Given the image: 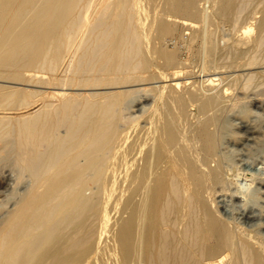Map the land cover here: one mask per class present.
I'll use <instances>...</instances> for the list:
<instances>
[{
	"label": "bare ground",
	"instance_id": "1",
	"mask_svg": "<svg viewBox=\"0 0 264 264\" xmlns=\"http://www.w3.org/2000/svg\"><path fill=\"white\" fill-rule=\"evenodd\" d=\"M143 1L0 0V264H264V211L247 194H264V179L241 171L227 187L217 151L229 89L179 93L181 50L163 41L191 27L204 73L222 53L218 27L197 21L229 26L241 31L231 64L253 66L264 0H162L159 42ZM146 81L154 94L134 88ZM225 195L244 221L220 211Z\"/></svg>",
	"mask_w": 264,
	"mask_h": 264
},
{
	"label": "rangeland",
	"instance_id": "2",
	"mask_svg": "<svg viewBox=\"0 0 264 264\" xmlns=\"http://www.w3.org/2000/svg\"><path fill=\"white\" fill-rule=\"evenodd\" d=\"M256 1L257 0H253V4L256 3ZM150 2L148 0L143 1L144 8L146 7L148 9L147 10L145 8V10H144L145 13H143V17L146 18V19H144V21L147 22L145 24V27H146L145 29L147 30L151 39H154V34H155V24L154 23H156L155 21L158 19V15H159V18L161 17L160 15H161V10H162L163 6H162V0H156L157 4L155 3V0L150 1ZM158 4H159V6H158ZM203 4H204V1H202L201 6ZM206 5H208V4L206 3ZM156 9L158 11L155 13ZM159 9H160V12H159ZM154 16H155V18H154ZM245 17H246L245 15L240 17L241 19H239V23L237 24L238 27H240L241 25H243L245 23V20H244ZM151 22L152 23L154 22V23L152 24ZM197 22H198V24L200 23V25H202V28H205V25L206 26L208 25L207 26L208 30H210L214 34H215L217 27H218V30L216 32L217 34H215V35H218V36H216L218 39V40L216 39V41L218 43L217 45L219 47V50L221 51L222 54L219 56V59L213 63V65L209 64V70L208 71H205L204 73L201 72V68H202L204 58H203V56L199 55L197 52L198 41L196 42V39H193V37H194L193 29H191V27L190 28L187 26L185 27L184 25H181V23H174L172 25L174 28L173 33L169 34L166 37V39L163 41L165 44L167 43L166 47L168 49H170V50L171 49L172 50L180 49L181 50L179 58H181L180 59L181 65L183 64L182 69H184L183 70L184 74H183V77L181 78V81L183 82V84L180 88H176V89L178 90L179 93L180 92L181 93L186 92L185 90L187 89L188 90L187 92H194L195 91L194 93H198V94L200 91H201L200 93H202L203 85L208 89L210 88L207 91V93H216V92H219L221 89H222L221 91H223L224 88L229 89V93L226 96V98L228 100L224 106V109L221 112L223 122H222V127L220 129L219 136H218L219 139L217 142V143H219V146L217 144V151H218V154H219V156L223 162L224 168H225L224 172H225V176L227 179L226 180V186L228 185L227 187H229L231 189L236 187L238 180H241V178L244 174V173H241V171L242 172L247 171L248 173H253L257 176L258 179H264V106H263L264 105V47L258 53V56L260 57L259 62L254 64L253 66L243 65V63H241V64L239 63L238 65H236V64L232 65L231 60L233 57V53H232L233 49H231V45H232L233 41H235L236 39H238L240 37L241 31L235 32L232 27L223 26L222 29L225 31L224 32L220 28L222 26H217L216 24L214 25L213 23L204 24L201 21H197ZM212 24H213V26H212ZM213 29H215V30H213ZM222 31L224 33H222ZM254 31H256V30H254ZM226 38H227V40L225 41ZM192 39L194 41H192ZM155 41L159 42V40H155ZM185 43L187 45L188 44H190V45L186 47ZM245 47L246 46L244 45L243 48H245ZM226 59L227 60L229 59V60L227 61ZM201 62H202V64H201ZM154 63H156V65L160 66L162 64V60L155 59ZM153 70L154 71L157 70L156 66H154ZM236 70H237V72H236ZM167 71L171 72L172 69H168ZM203 74H205L204 78H206L209 75L215 76L216 78L218 77V80L216 81L218 83V85L217 86H211V85H207L206 82L203 83V79H204ZM245 78L246 79L250 78L251 83H250V81L247 82L249 79L246 80ZM164 82H165V84H167V82L171 83V81L170 82L164 81ZM187 82H189V84ZM193 83H194V85H193ZM248 83L252 87L251 86L249 87ZM2 84H7V83H2ZM144 84L145 85L142 84L140 86L134 87V88H141L140 95H142V94L145 95L146 93H150V94L155 93L156 89L153 87V85H155L156 83H150L149 81H146ZM159 84L163 85L164 83L160 82ZM243 84H245V85H243ZM9 85L33 89L32 86L23 85V84H17V85L16 84H9ZM261 85H263V86H261ZM238 86H239V89H238ZM253 87H255V90L257 92L254 91ZM245 88H248V91L245 90ZM145 89H147L148 92H146ZM168 89L169 90L171 89L170 86H167L166 90H168ZM235 92H236V94H235ZM253 94H255V95H253ZM200 96H202V95H200ZM254 96H256V97H254ZM235 98H237V99H235ZM252 98L255 100H253ZM240 99L243 102H240V105H239L238 101H240ZM249 99H251V100L249 101ZM234 102H237V103H234ZM231 103H233V104H231ZM235 104H237V105H235ZM256 104L257 105L260 104V105H258L259 107ZM133 105H136V102H134ZM198 108H199V101L198 100L190 101L189 106H188V112L190 113L189 123L192 125H197V123L201 119H203V115L198 112ZM191 112L193 113V115H191ZM194 113H195V115H194ZM239 113H240V115H239ZM191 116L194 118V120H195V118H197L198 120L197 121L192 120L193 118H191ZM244 124L246 127H253L254 128V130H255V133L253 135L254 138H251L250 135H247L244 133V129L246 128V127H244ZM3 164L4 165L7 164L8 167L13 166V168H15L13 158L10 156L6 160H4V162L1 163V165H3ZM214 164H215V162H212V165H214ZM225 164H226V166H225ZM252 168H253V170H252ZM250 171H252V172H250ZM239 173H241V175H239ZM238 175H239V177H238ZM229 179H231V180H229ZM230 185H232V187ZM258 193L255 194L252 191L247 192L248 197L251 198L256 203H259L258 205L262 208V211H264L263 210L264 209V194L262 192H260V195H259ZM224 197H225V201H224ZM224 197L223 198L221 197L220 199L217 200V201L223 200V202H226L225 205L222 202V205H224V206H222L219 203V205L222 206L220 208V211L224 210V211H222L223 213L228 211L227 214H229L230 211H233V214L237 217L238 221L239 220L241 222L244 221V218H242V216L240 217L239 215H236V213H235V212H237L235 210L237 207L236 206L237 204H233L235 202L231 201V199H229L230 198L229 196L225 195ZM255 198L258 201L254 200ZM3 199H5L4 196L0 197V201ZM225 209H228V210L226 211ZM227 214L225 216H227ZM111 216H112V222L114 223V221L120 217V214L118 212H116L115 210H113L111 213ZM261 217H262V219L256 220V222H255L256 224H255L254 228L257 230L261 229L260 230L261 233L264 234V231H263L264 228L259 226V225H261L260 223H262L264 220V212H262Z\"/></svg>",
	"mask_w": 264,
	"mask_h": 264
}]
</instances>
